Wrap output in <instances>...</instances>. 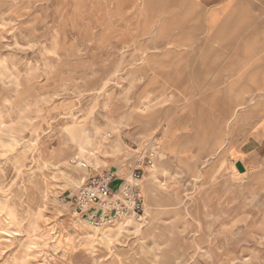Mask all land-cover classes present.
I'll list each match as a JSON object with an SVG mask.
<instances>
[{
    "label": "rangeland",
    "instance_id": "1",
    "mask_svg": "<svg viewBox=\"0 0 264 264\" xmlns=\"http://www.w3.org/2000/svg\"><path fill=\"white\" fill-rule=\"evenodd\" d=\"M168 1L0 0V264H264L257 57L183 54ZM78 157L141 165V218L83 222Z\"/></svg>",
    "mask_w": 264,
    "mask_h": 264
},
{
    "label": "crops",
    "instance_id": "2",
    "mask_svg": "<svg viewBox=\"0 0 264 264\" xmlns=\"http://www.w3.org/2000/svg\"><path fill=\"white\" fill-rule=\"evenodd\" d=\"M162 13V39L177 41L187 50L185 55L230 56L235 57L234 62L237 57H257L256 65L247 71L252 78L257 75V86H264V0H169ZM212 64L199 61L200 67ZM200 67L195 70L199 78L203 73ZM234 87L229 84V93L221 96L229 108L241 103L246 90L234 91ZM214 102L221 104L219 99ZM252 144L248 138L240 150L248 152Z\"/></svg>",
    "mask_w": 264,
    "mask_h": 264
},
{
    "label": "built area",
    "instance_id": "3",
    "mask_svg": "<svg viewBox=\"0 0 264 264\" xmlns=\"http://www.w3.org/2000/svg\"><path fill=\"white\" fill-rule=\"evenodd\" d=\"M86 174L81 178L70 202L74 212L96 229L114 226L126 218H141L143 212L142 184L144 169L141 165L120 176L113 169H95L89 159L75 158ZM154 167L153 165H151ZM121 180L115 191L111 184Z\"/></svg>",
    "mask_w": 264,
    "mask_h": 264
},
{
    "label": "water",
    "instance_id": "4",
    "mask_svg": "<svg viewBox=\"0 0 264 264\" xmlns=\"http://www.w3.org/2000/svg\"><path fill=\"white\" fill-rule=\"evenodd\" d=\"M237 167H238L241 171L244 170V167H243V165H242L240 162L237 163Z\"/></svg>",
    "mask_w": 264,
    "mask_h": 264
},
{
    "label": "bare ground",
    "instance_id": "5",
    "mask_svg": "<svg viewBox=\"0 0 264 264\" xmlns=\"http://www.w3.org/2000/svg\"><path fill=\"white\" fill-rule=\"evenodd\" d=\"M120 224V223H119Z\"/></svg>",
    "mask_w": 264,
    "mask_h": 264
}]
</instances>
